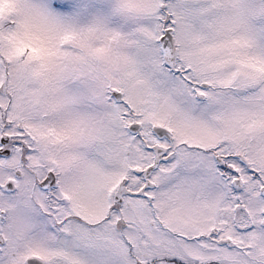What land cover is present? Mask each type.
I'll use <instances>...</instances> for the list:
<instances>
[{"label":"snow or ice","instance_id":"snow-or-ice-1","mask_svg":"<svg viewBox=\"0 0 264 264\" xmlns=\"http://www.w3.org/2000/svg\"><path fill=\"white\" fill-rule=\"evenodd\" d=\"M0 264H264V0H0Z\"/></svg>","mask_w":264,"mask_h":264}]
</instances>
